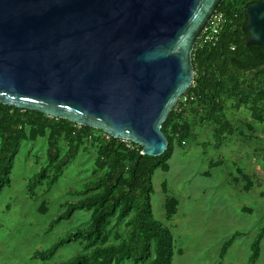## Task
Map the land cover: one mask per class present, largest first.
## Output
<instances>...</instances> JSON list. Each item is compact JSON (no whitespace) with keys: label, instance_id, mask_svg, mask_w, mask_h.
<instances>
[{"label":"water","instance_id":"1","mask_svg":"<svg viewBox=\"0 0 264 264\" xmlns=\"http://www.w3.org/2000/svg\"><path fill=\"white\" fill-rule=\"evenodd\" d=\"M224 0H0V104L162 156L163 125L195 79L193 52ZM264 47V0L246 8Z\"/></svg>","mask_w":264,"mask_h":264},{"label":"trees","instance_id":"2","mask_svg":"<svg viewBox=\"0 0 264 264\" xmlns=\"http://www.w3.org/2000/svg\"><path fill=\"white\" fill-rule=\"evenodd\" d=\"M258 1L261 0H224L220 5L218 12L224 14L226 26L216 46H196L195 79L186 92L195 98L185 104L178 102L164 123L163 131L170 144L160 157L142 155V146L114 138L102 130L0 104V193L11 185L12 168L24 141L36 142L42 138L48 146L47 164L29 181L31 195L45 184L50 190L82 149L88 151L92 145L97 148L94 170L100 175L82 190L71 193L78 198L64 202V210L51 222L50 229L77 210L90 211V224L60 237L49 248L36 251V259L48 262L65 246L79 242L84 251L51 264H125L127 261L174 264V234L153 211L154 174L158 170L168 172L177 144L183 146L192 137L190 112L202 114V120L215 125L213 136L218 148L227 136L239 131L226 116L227 100H233L239 108H248L264 122V47L248 44L251 36L246 30V8ZM63 141L67 142L64 153ZM237 173L233 177L235 183L243 182L244 191L250 192L255 186L251 176L241 167ZM163 185L166 220L171 221L179 211L180 202L170 193L167 182ZM120 226L127 230L121 231ZM239 235L224 243L219 264ZM263 241L264 230H261L252 243L247 264L259 262Z\"/></svg>","mask_w":264,"mask_h":264},{"label":"rangeland","instance_id":"3","mask_svg":"<svg viewBox=\"0 0 264 264\" xmlns=\"http://www.w3.org/2000/svg\"><path fill=\"white\" fill-rule=\"evenodd\" d=\"M225 112L239 131L227 136L220 148L213 136L215 125L202 120V114L190 112L192 137L183 146L177 144L168 172L154 174L153 211L174 234V264H219L224 243L237 233L240 235L222 264H247L252 243L264 230V122L233 100L226 101ZM61 145L64 153L67 142ZM47 147L46 139L24 141L12 168L11 185L0 193V264L59 263L84 251L78 242L65 246L48 262L34 256L67 233L90 224V211L77 210L50 229L64 210V202L78 198L71 193L100 175L94 170L97 148L92 145L79 152L50 190L45 184L31 195L29 181L47 164ZM238 167L255 183L248 193L243 182L236 184L233 179ZM164 182L180 202L171 221L166 220ZM119 229L127 230L124 226ZM257 264H264V241Z\"/></svg>","mask_w":264,"mask_h":264},{"label":"built area","instance_id":"4","mask_svg":"<svg viewBox=\"0 0 264 264\" xmlns=\"http://www.w3.org/2000/svg\"><path fill=\"white\" fill-rule=\"evenodd\" d=\"M226 22L227 20L225 19L224 14L217 11L212 17L207 28L202 33L197 45H199L200 47L216 46L220 40L221 33L223 32L226 26ZM194 98V95L185 94L179 102L185 104L189 101L194 100ZM184 144H186V142H184Z\"/></svg>","mask_w":264,"mask_h":264},{"label":"crops","instance_id":"5","mask_svg":"<svg viewBox=\"0 0 264 264\" xmlns=\"http://www.w3.org/2000/svg\"><path fill=\"white\" fill-rule=\"evenodd\" d=\"M173 157V156H172Z\"/></svg>","mask_w":264,"mask_h":264}]
</instances>
